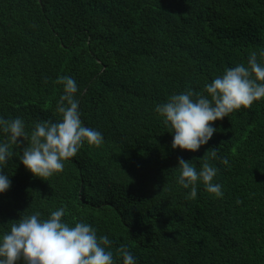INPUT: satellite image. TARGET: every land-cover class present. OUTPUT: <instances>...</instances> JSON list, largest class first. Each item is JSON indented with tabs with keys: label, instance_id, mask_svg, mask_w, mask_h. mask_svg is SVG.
Wrapping results in <instances>:
<instances>
[{
	"label": "trees",
	"instance_id": "obj_1",
	"mask_svg": "<svg viewBox=\"0 0 264 264\" xmlns=\"http://www.w3.org/2000/svg\"><path fill=\"white\" fill-rule=\"evenodd\" d=\"M254 51L264 61V0H0V119L20 118L27 131L58 121L56 80L70 76L82 125L103 136L40 179L13 146L0 165L11 181L0 236L21 215L63 208L69 226L82 221L113 241L115 264L121 244L137 264H264V99L214 121L196 152L173 150L155 112ZM211 148L224 195L197 182L188 199L178 157L199 170Z\"/></svg>",
	"mask_w": 264,
	"mask_h": 264
},
{
	"label": "clouds",
	"instance_id": "obj_2",
	"mask_svg": "<svg viewBox=\"0 0 264 264\" xmlns=\"http://www.w3.org/2000/svg\"><path fill=\"white\" fill-rule=\"evenodd\" d=\"M264 58V51L259 53ZM57 84L63 85V94L56 106L60 119L56 122H35L30 131L20 119H0V131L5 139L0 141V165L14 155L13 146L20 150L19 162L36 178H48L63 171L64 161L75 156L82 145L99 147L103 143L100 132L82 125L78 111L76 81L70 76L58 77ZM264 99V61L252 52L247 64L226 68L224 73L204 86L202 92L187 89L172 95L167 102L156 105L155 112L171 130L173 150L196 152L208 143L218 130L214 121L222 120L230 113L249 108L255 101ZM27 141V143H25ZM203 156L199 170L191 161L178 157L179 175L177 183L190 189L187 198L197 195V182L205 191L222 198V185L214 183L218 169L209 163L216 159V148L209 149ZM227 164V159L221 161ZM9 176L0 172V193L10 188ZM239 203V201H238ZM23 213V212H22ZM65 210L60 208L47 219L40 213L21 215L10 221L8 232L0 236V264H115L111 251L113 241L107 236H97L89 224L77 222L74 226L62 221ZM116 255L123 264H137L136 258L121 244Z\"/></svg>",
	"mask_w": 264,
	"mask_h": 264
}]
</instances>
